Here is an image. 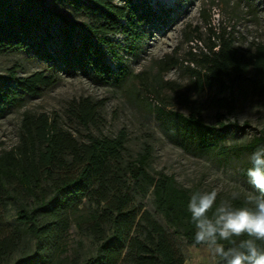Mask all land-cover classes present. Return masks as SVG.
<instances>
[{"label": "trees", "instance_id": "16d2710c", "mask_svg": "<svg viewBox=\"0 0 264 264\" xmlns=\"http://www.w3.org/2000/svg\"><path fill=\"white\" fill-rule=\"evenodd\" d=\"M49 1L69 7L79 20L71 22ZM155 13L147 0H0V54L33 48L41 31L45 38L52 36L53 22L67 46L69 62L89 68L104 82H121L130 75L121 53L141 54L152 37L149 25ZM118 36L122 41L115 39ZM217 36L200 58L192 54L195 65L188 67L201 90L222 92L212 101L219 111L217 124L208 125L204 106L189 98L183 101L188 115L177 111L161 115L164 133L174 145L222 162L238 152L250 156L264 146V131L243 145V151L224 144L230 128L249 126L227 120L237 112L236 86L249 80L257 94H264V44L241 51L225 33ZM250 70L253 76L245 79ZM18 71L14 67L0 74V115L23 107L28 98L41 96L58 82L44 72L19 77ZM98 106L86 98L73 107V115L88 131L84 140L61 127L57 117L23 114L18 144L0 153V264L19 251L23 254L16 264H60L57 257L72 223L97 246L93 263L88 264H184L166 227L193 245L195 226L187 203L201 190L187 189L174 176L153 171L151 146L132 155L124 131L116 136L93 134L101 118ZM248 168L242 170L246 177ZM148 196L165 224L137 204ZM11 202L18 206L17 221L35 240V251L23 250L25 232L3 226V211ZM244 202L237 199L233 205Z\"/></svg>", "mask_w": 264, "mask_h": 264}, {"label": "rangeland", "instance_id": "374dc122", "mask_svg": "<svg viewBox=\"0 0 264 264\" xmlns=\"http://www.w3.org/2000/svg\"><path fill=\"white\" fill-rule=\"evenodd\" d=\"M156 12L149 29L152 37L145 43L138 57L121 53L130 75L121 82L107 83L99 79L89 68L69 62L67 46L60 38L57 25L51 22L52 36L45 38L41 31L34 40L33 48L7 51L0 54V74L17 67L19 77L36 72L54 75L57 84L35 98H28L21 108L8 110L0 115V153L10 151L19 142L20 125L27 111L46 113L59 119L61 127L72 131L80 140L86 138V131L73 115V107L82 99H91L99 106L100 123L92 129L99 136H116L127 133V147L136 155L145 146L153 148L151 169L175 177L187 189L201 191L217 190V200H229L231 194L239 193L246 200L250 191L244 167L251 166L247 152H238L222 162L211 156L195 155L174 145L164 133L161 111H177L189 114L184 107L185 98L204 106L203 117L208 125L217 124L218 110L213 98L223 96L218 88L201 90L188 67L193 68L192 54L201 57L207 46L224 34L235 41L241 51H247L256 44H264V0H147ZM51 8L66 16L71 22L79 17L69 7L48 2ZM122 41L121 37L115 38ZM201 40V42H200ZM170 57V58H168ZM196 58V59H197ZM178 61L177 65L174 64ZM107 63L113 68L111 60ZM250 70L245 79H251ZM229 95V93H226ZM237 112L227 116L229 122H238L239 127L248 123L245 129L230 128L224 144L241 149L264 131V94H257L249 80L241 81L235 89ZM225 114V112H221ZM237 200V199H236ZM165 224L153 206V197L138 199ZM18 206L8 203L3 211V226L20 229L24 251H35V240L27 234L24 225L16 219ZM82 217V216H80ZM174 246L183 255L184 264H211L205 246H193L181 235H175L166 227ZM97 246L80 233L72 223L62 252L57 260L60 264L93 263ZM23 252L19 251L7 263L16 264Z\"/></svg>", "mask_w": 264, "mask_h": 264}, {"label": "clouds", "instance_id": "9594fccd", "mask_svg": "<svg viewBox=\"0 0 264 264\" xmlns=\"http://www.w3.org/2000/svg\"><path fill=\"white\" fill-rule=\"evenodd\" d=\"M250 191L242 206L229 200L217 205V190L190 195L187 211L195 226L193 246L206 247L211 264H264V146L249 156ZM232 200L239 193L231 194ZM241 237H246L241 239Z\"/></svg>", "mask_w": 264, "mask_h": 264}]
</instances>
